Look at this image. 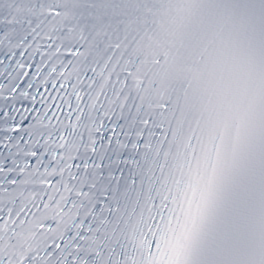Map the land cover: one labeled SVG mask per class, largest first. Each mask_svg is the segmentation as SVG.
I'll use <instances>...</instances> for the list:
<instances>
[{"label": "snow or ice", "instance_id": "obj_1", "mask_svg": "<svg viewBox=\"0 0 264 264\" xmlns=\"http://www.w3.org/2000/svg\"><path fill=\"white\" fill-rule=\"evenodd\" d=\"M0 264H264V0H0Z\"/></svg>", "mask_w": 264, "mask_h": 264}]
</instances>
